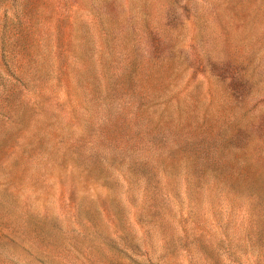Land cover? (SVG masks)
<instances>
[{"label": "rangeland", "instance_id": "rangeland-1", "mask_svg": "<svg viewBox=\"0 0 264 264\" xmlns=\"http://www.w3.org/2000/svg\"><path fill=\"white\" fill-rule=\"evenodd\" d=\"M0 264H264V0H0Z\"/></svg>", "mask_w": 264, "mask_h": 264}]
</instances>
